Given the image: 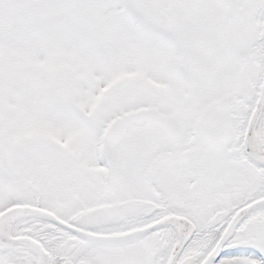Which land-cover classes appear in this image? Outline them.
<instances>
[{
    "label": "snow or ice",
    "instance_id": "6c2138e0",
    "mask_svg": "<svg viewBox=\"0 0 264 264\" xmlns=\"http://www.w3.org/2000/svg\"><path fill=\"white\" fill-rule=\"evenodd\" d=\"M0 264H264V0H0Z\"/></svg>",
    "mask_w": 264,
    "mask_h": 264
}]
</instances>
